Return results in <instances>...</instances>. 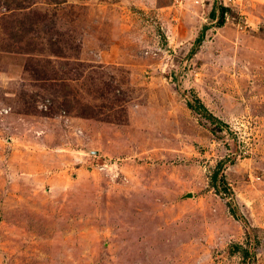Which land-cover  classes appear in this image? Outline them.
<instances>
[{
    "label": "rangeland",
    "instance_id": "1",
    "mask_svg": "<svg viewBox=\"0 0 264 264\" xmlns=\"http://www.w3.org/2000/svg\"><path fill=\"white\" fill-rule=\"evenodd\" d=\"M0 264H264V0H0Z\"/></svg>",
    "mask_w": 264,
    "mask_h": 264
},
{
    "label": "trees",
    "instance_id": "2",
    "mask_svg": "<svg viewBox=\"0 0 264 264\" xmlns=\"http://www.w3.org/2000/svg\"><path fill=\"white\" fill-rule=\"evenodd\" d=\"M230 12V10L228 9V8H225V7H222V6H220V7H218V9H217V11L216 10H214V11H212L211 12V14H210V18L211 19H214V20H216V25L218 26V27H221V26H223L224 25V22H225V20H226V16H227V14ZM203 37H204V33H201V35L198 37V39H196V45H199V44H201V42H202V40H203ZM197 103H196V105H193L192 103H190V102H188L187 103V107L190 109V110H192V111H196L197 109H201V110H204L205 108H204V106L201 104V102L200 101H196ZM66 109H70V108H67V107H65ZM63 109H64V106H63ZM72 110V109H71ZM69 111V110H68ZM80 115H78V116H80V117H82V118H87V119H90V118H92V116H90L89 114H86V113H79ZM118 120V119H117ZM110 123H111V121H109ZM221 125H224L221 121H218ZM217 180V176H216V174L214 173L213 174V176H212V178H211V181L213 182V185H212V187L213 188H215V181ZM224 192H226V193H228V194H232L231 193V191H230V189H228V187H224ZM235 248H239L238 246H236Z\"/></svg>",
    "mask_w": 264,
    "mask_h": 264
}]
</instances>
